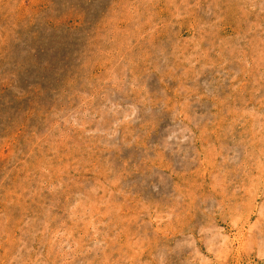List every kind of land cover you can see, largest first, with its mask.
<instances>
[{
    "label": "rangeland",
    "instance_id": "1",
    "mask_svg": "<svg viewBox=\"0 0 264 264\" xmlns=\"http://www.w3.org/2000/svg\"><path fill=\"white\" fill-rule=\"evenodd\" d=\"M0 264H264V0H0Z\"/></svg>",
    "mask_w": 264,
    "mask_h": 264
}]
</instances>
